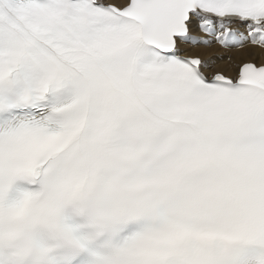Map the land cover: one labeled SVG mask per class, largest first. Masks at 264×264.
<instances>
[{
    "label": "snow or ice",
    "instance_id": "6c2138e0",
    "mask_svg": "<svg viewBox=\"0 0 264 264\" xmlns=\"http://www.w3.org/2000/svg\"><path fill=\"white\" fill-rule=\"evenodd\" d=\"M0 264H264V0H0Z\"/></svg>",
    "mask_w": 264,
    "mask_h": 264
},
{
    "label": "bare ground",
    "instance_id": "6f19581e",
    "mask_svg": "<svg viewBox=\"0 0 264 264\" xmlns=\"http://www.w3.org/2000/svg\"><path fill=\"white\" fill-rule=\"evenodd\" d=\"M218 54L219 53L216 49H207L203 52V55L210 59H215ZM233 55H235V53H233ZM218 63H221V62L218 61Z\"/></svg>",
    "mask_w": 264,
    "mask_h": 264
}]
</instances>
